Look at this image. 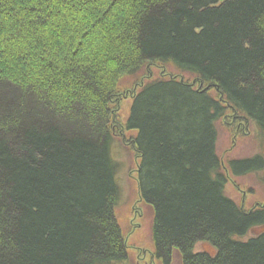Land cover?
Listing matches in <instances>:
<instances>
[{
	"label": "trees",
	"instance_id": "trees-1",
	"mask_svg": "<svg viewBox=\"0 0 264 264\" xmlns=\"http://www.w3.org/2000/svg\"><path fill=\"white\" fill-rule=\"evenodd\" d=\"M153 63L177 75L142 87L126 128L156 259L264 264V206L226 195L216 151L229 116L264 134V0H0V264L128 259L111 100Z\"/></svg>",
	"mask_w": 264,
	"mask_h": 264
},
{
	"label": "rangeland",
	"instance_id": "rangeland-1",
	"mask_svg": "<svg viewBox=\"0 0 264 264\" xmlns=\"http://www.w3.org/2000/svg\"><path fill=\"white\" fill-rule=\"evenodd\" d=\"M168 74L174 77L177 72L171 67H162L157 63L147 65L138 75L121 78L117 97L115 95L111 100L112 132L115 135L112 157L119 167L117 178L121 190L115 211L128 252V259L118 264H163L156 259L154 253L152 240L154 211L145 204L140 194L138 166L141 162L136 146L132 142L136 134L127 130L126 122L134 103L133 97L146 83L163 79ZM241 124L233 116L220 120L217 125L216 151L228 175L227 195L235 199L245 210H251L264 206V167L257 173L236 176L229 169V161L259 156L261 158L259 163L264 165V134L252 126ZM262 230V227H258L249 236L256 235ZM194 250L215 252L208 242L198 243ZM171 264H183L178 253L173 255Z\"/></svg>",
	"mask_w": 264,
	"mask_h": 264
},
{
	"label": "bare ground",
	"instance_id": "bare-ground-1",
	"mask_svg": "<svg viewBox=\"0 0 264 264\" xmlns=\"http://www.w3.org/2000/svg\"><path fill=\"white\" fill-rule=\"evenodd\" d=\"M131 110V109H130ZM114 147V146H113ZM113 147H112V154H113ZM117 180H118V178H117ZM121 191V190H120ZM225 193H226V190H225ZM226 195H227V193H226ZM116 212V211H115ZM258 229V226L256 227V228H254V229H252L250 232H249V235H251V233H253L255 230H257ZM248 235V236H249ZM253 236V235H252ZM196 246H197V244H196ZM196 246H195V248H196ZM194 248V249H195ZM175 253H178L179 255H180V253L178 252V250H172V254H175Z\"/></svg>",
	"mask_w": 264,
	"mask_h": 264
},
{
	"label": "flooded vegetation",
	"instance_id": "flooded-vegetation-1",
	"mask_svg": "<svg viewBox=\"0 0 264 264\" xmlns=\"http://www.w3.org/2000/svg\"><path fill=\"white\" fill-rule=\"evenodd\" d=\"M156 257V256H155Z\"/></svg>",
	"mask_w": 264,
	"mask_h": 264
}]
</instances>
